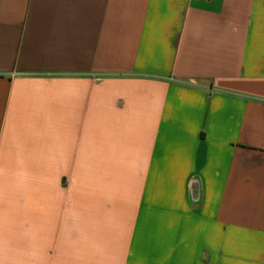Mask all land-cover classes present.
<instances>
[{"label":"crops","instance_id":"1","mask_svg":"<svg viewBox=\"0 0 264 264\" xmlns=\"http://www.w3.org/2000/svg\"><path fill=\"white\" fill-rule=\"evenodd\" d=\"M0 264H264V0H0Z\"/></svg>","mask_w":264,"mask_h":264}]
</instances>
